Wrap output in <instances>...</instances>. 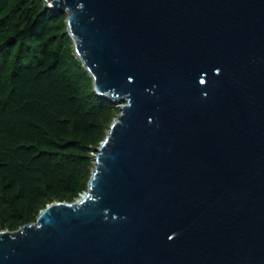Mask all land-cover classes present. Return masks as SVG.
<instances>
[{"label": "water", "instance_id": "water-1", "mask_svg": "<svg viewBox=\"0 0 264 264\" xmlns=\"http://www.w3.org/2000/svg\"><path fill=\"white\" fill-rule=\"evenodd\" d=\"M123 103L86 192L0 231V264H264V0H45Z\"/></svg>", "mask_w": 264, "mask_h": 264}, {"label": "trees", "instance_id": "trees-1", "mask_svg": "<svg viewBox=\"0 0 264 264\" xmlns=\"http://www.w3.org/2000/svg\"><path fill=\"white\" fill-rule=\"evenodd\" d=\"M60 22L45 0H0V231L76 200L117 111L86 92Z\"/></svg>", "mask_w": 264, "mask_h": 264}, {"label": "rangeland", "instance_id": "rangeland-1", "mask_svg": "<svg viewBox=\"0 0 264 264\" xmlns=\"http://www.w3.org/2000/svg\"><path fill=\"white\" fill-rule=\"evenodd\" d=\"M48 5V4H47ZM49 6V5H48ZM50 7V6H49ZM51 8V7H50ZM51 9H53V8H51ZM59 10V9H58ZM59 16H60V18H61V22L58 24V27L56 28L57 29V33L58 34H65L66 36H67V40H65V42H66V49H64L65 50V53H66V56H70L71 58H72V61L73 62H75L78 66H79V68L81 69L79 72L80 73H78L79 74V76L82 78V80L84 81V86H86L85 87V89H86V92L88 93V92H92V90L94 89V87H93V80H92V78H91V76L89 75V73L85 70V68L83 67V64H82V62H81V60H80V58L77 56V54H76V52H75V49H74V43H73V40H72V38L70 37V35H69V33H68V30H67V24H66V19H67V13L65 12V11H62V10H59ZM60 36V35H59ZM58 42H59V39H58ZM63 45H64V43H63ZM93 88V89H92ZM96 93V92H95ZM114 105H115V108L117 109V111L115 112V113H113L112 115H111V120H110V122H109V125H108V127H107V129L105 130V132H104V134H105V137H106V135H107V133H108V131H109V128H110V126L112 125V123L114 122V120L117 118V116L120 114V108H121V106L123 105V103H119V102H114ZM105 137H104V139H105ZM103 139V140H104ZM103 142V141H102ZM101 142V143H102ZM100 143V144H101ZM99 144V145H100ZM95 154L96 153H94V152H91L90 153V157L91 158H94V156H95ZM94 161L95 160H93V162H92V166L89 168V172H90V175H89V179H90V177H91V175H92V172H93V169H94ZM89 179H88V182H89ZM88 182H87V184H88ZM87 186V185H86ZM86 190H87V188L83 191V192H81L80 194H79V196L76 198V200L75 201H77V199H79L80 198V195H83L85 192H86ZM74 201V202H75ZM1 231H8V230H1Z\"/></svg>", "mask_w": 264, "mask_h": 264}, {"label": "built area", "instance_id": "built-area-1", "mask_svg": "<svg viewBox=\"0 0 264 264\" xmlns=\"http://www.w3.org/2000/svg\"><path fill=\"white\" fill-rule=\"evenodd\" d=\"M95 157V156H94ZM82 195H80V197H81Z\"/></svg>", "mask_w": 264, "mask_h": 264}]
</instances>
